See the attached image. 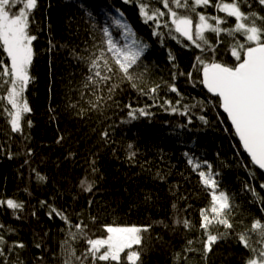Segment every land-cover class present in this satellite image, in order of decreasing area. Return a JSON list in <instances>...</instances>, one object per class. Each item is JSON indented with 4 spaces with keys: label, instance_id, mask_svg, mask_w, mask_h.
Segmentation results:
<instances>
[{
    "label": "trees",
    "instance_id": "obj_1",
    "mask_svg": "<svg viewBox=\"0 0 264 264\" xmlns=\"http://www.w3.org/2000/svg\"><path fill=\"white\" fill-rule=\"evenodd\" d=\"M148 6L164 10L157 0H149ZM138 7L124 0H37L31 10L29 33L36 39L32 41L31 80L24 93L31 112L23 117V132L11 130L10 117L4 112L5 106L11 107L6 100L0 101V199L24 204L15 211L0 205V235L6 241L0 264H63L66 240L81 256L86 241L79 235L71 239L69 222L88 225L85 231L92 238L105 234V224L150 225L141 234V245L133 246L141 253L137 264H245L252 256L236 234L250 230L254 219L264 223V173L242 149L219 98L205 90L203 65L196 59L231 66L236 63L231 47L237 41L244 43L245 37L222 32L217 38L206 31L204 36L214 51L206 46L202 50L180 37L167 15L157 28L152 21H143ZM240 7L245 13L264 16V6L257 0H241ZM111 10L123 13L148 45L140 66L130 70L139 77L136 83L145 91L156 84L161 87L155 94L144 95L114 76L113 83L119 87L111 99L105 89L100 108L93 109L88 101L96 102L95 96L83 87L88 67L77 56L95 50L93 44L101 39L99 27L106 23L120 37L106 15L116 14ZM196 11L226 19L222 28L236 23L234 17L211 5L198 6ZM164 19L169 20L168 26ZM192 19L195 39L197 17ZM257 25L264 26L260 21ZM0 58L10 64L2 50ZM166 84H174L177 91ZM0 95L6 96L3 88ZM129 104L145 108L150 115L131 119ZM105 130L108 137H102ZM189 158L201 163L199 170L208 171L205 161L212 166V172L218 173L219 189L228 193L233 206L229 216L233 229L206 257L201 210L210 207L211 196ZM37 174L45 179H38ZM85 178L93 184L90 192L81 186ZM51 208L66 215L69 222L50 216ZM178 218L189 220L191 227L177 224ZM71 231L78 230L73 227ZM210 231L219 234L225 228L217 225ZM249 235V243L259 249L257 234ZM16 242L24 247H14ZM73 264L80 262L73 257ZM84 264H91V258ZM121 264H131L124 261L123 253Z\"/></svg>",
    "mask_w": 264,
    "mask_h": 264
},
{
    "label": "snow or ice",
    "instance_id": "obj_2",
    "mask_svg": "<svg viewBox=\"0 0 264 264\" xmlns=\"http://www.w3.org/2000/svg\"><path fill=\"white\" fill-rule=\"evenodd\" d=\"M124 2L138 4V11L143 21L145 23L152 21L157 28L159 27L158 22L167 15L174 31L180 37L191 41L196 48L202 50L206 46L214 51L213 46L209 44L204 36L206 31L215 33L217 38L222 32L232 37L236 33L243 34L245 42L240 43L237 41L231 47V54L236 60L235 64L229 66L215 61L205 63L200 57L196 59L200 65H203L201 83L219 98V106L223 108L231 120L243 148L250 156L251 163L264 170V26L257 25V21H260V25H264V16L251 11L247 13L242 11L240 7L241 0H231L230 3L218 0L216 4H212L211 0H192L191 5L189 0H157L164 10L150 8L148 6L149 0H124ZM257 2L259 5L264 6V0H257ZM210 5L216 8L217 11L226 13L227 17H234L236 20L234 27L222 28L221 25L226 22V19H221L219 16H205L203 13L196 11L198 6L207 8ZM36 6L37 0H26V2L25 0H0V50L10 59V64H8L0 58V88H3V91L6 92V96L0 95V101L6 100L7 105H10L11 110L5 106L4 112L10 117L11 130L17 133L23 132V117L31 112L24 93L31 80L29 70L34 55L32 41L36 39L34 35L29 33V17L31 10L35 9ZM13 9L16 10L13 11ZM111 11H115L116 14L106 13V15L110 17L111 24L119 30L120 37H115L106 23L104 26L99 27L101 39L98 44H93L92 47L95 50L89 52L87 56H77V59L83 61L88 67L89 74L85 78L83 87L90 89L92 95L95 96L96 102L88 101L93 109L100 108L99 101L105 99L103 96L105 89L108 93L107 98L111 99L112 94L119 87L118 84L113 83L114 76H119L122 82L127 81L130 87L137 89L144 95L155 94L161 87V85L156 84L145 91L136 83L139 77H134L130 70L134 66H140L142 63L141 58L148 45L137 36L123 13L119 10ZM193 15L197 17L195 39ZM209 21L214 23H209ZM163 22L165 26H168V19H164ZM154 34L160 35V33ZM169 34L171 35V29ZM93 39L95 40V37ZM170 58L174 59V57ZM166 86L173 92L177 91L174 84L170 86L166 84ZM166 103L171 102L166 101ZM127 107L130 109L128 116L131 119H137L138 114L140 116L150 115L145 108L135 109L131 104ZM172 111H176V108H173ZM201 119L204 118L201 117ZM27 123L30 126L31 122L28 121ZM108 136L109 132L105 130L102 137ZM129 148H131V145H129ZM134 155V152L130 153V156ZM188 163L193 166V170L201 169L199 161L189 158ZM204 164L207 165L208 171L199 170L198 175L211 196L210 207L201 210L200 227L205 233L202 251L206 257L212 251L213 245L218 240L227 238L228 230H232L234 226L229 220L233 207L230 203V197L227 192L219 189L216 179L218 173L212 172V166L207 161ZM95 171L97 169L93 168V172ZM37 178L40 180L45 179L39 174H37ZM81 186L89 192L93 188V184L87 182L86 178L81 180ZM0 205H6L14 211L24 207L22 202H17L14 199H0ZM261 211H264V208ZM53 214L69 222V218L55 208H51L49 211L50 216ZM92 219L95 220L94 217ZM175 222L183 224L185 228L191 227V222L187 219L178 218ZM217 225L224 226L225 232L213 234L210 228ZM0 227L3 226L0 225ZM73 227L78 231L72 232ZM87 227L88 225L83 222L77 224L69 222L68 235L72 240H76L78 235L83 237L87 248L81 256H76L75 249L66 240L64 244L68 246L63 250L65 256L63 264H73V257L80 264H84L89 257L91 258V264H99V262L121 264L122 253L125 262L137 264L140 261L141 253L135 250L133 246L141 245V234L147 232L150 225L121 226L105 224L102 225L105 234L96 238H92L87 234L85 231ZM249 232L256 233L259 237L257 240V243L261 245L259 249L254 248L249 243ZM236 237L252 253L245 264H264V223L260 219H254L251 229L237 233ZM5 243L4 236L0 235V256L4 255L3 245ZM191 243L192 241L189 240L188 244ZM13 246L23 248L24 244L16 242ZM187 251H192V249L188 248ZM176 258L179 259V253H177Z\"/></svg>",
    "mask_w": 264,
    "mask_h": 264
},
{
    "label": "water",
    "instance_id": "obj_3",
    "mask_svg": "<svg viewBox=\"0 0 264 264\" xmlns=\"http://www.w3.org/2000/svg\"><path fill=\"white\" fill-rule=\"evenodd\" d=\"M202 79H203V71H202ZM204 85V84H203ZM204 87H205V89H206V91L211 95V96H214V97H217L216 96V94H214V93H211L208 89H207V87L204 85ZM221 109H222V111L225 113V115L227 116V118H228V115H227V113L223 110V108L221 107ZM228 120H229V122H230V124H231V126H232V128H233V130H234V133H235V135H236V137H237V139H238V141L240 142V140H239V137H238V135L236 134V132H235V128H234V126L232 125V123H231V120L228 118ZM240 145H241V147H242V149L245 151V153L247 154V156L249 157V159H250V156H249V154L247 153V151L243 148V145H242V143L240 142ZM251 160V159H250ZM256 166V165H255ZM257 168H258V166H256ZM259 169V168H258ZM259 170H261V169H259ZM263 173H264V170H261Z\"/></svg>",
    "mask_w": 264,
    "mask_h": 264
},
{
    "label": "bare ground",
    "instance_id": "obj_4",
    "mask_svg": "<svg viewBox=\"0 0 264 264\" xmlns=\"http://www.w3.org/2000/svg\"><path fill=\"white\" fill-rule=\"evenodd\" d=\"M205 88V87H204ZM206 90V89H205ZM218 98V97H217ZM222 110V109H221ZM223 112V111H222ZM224 113V112H223ZM225 114V113H224ZM226 116V115H225ZM227 117V116H226ZM228 119V118H227ZM229 121V120H228ZM233 129V128H232ZM234 131V130H233ZM235 134V133H234ZM236 136V135H235ZM237 138V137H236ZM240 143V142H239ZM251 161V160H250ZM255 166V165H254ZM256 167V166H255Z\"/></svg>",
    "mask_w": 264,
    "mask_h": 264
}]
</instances>
